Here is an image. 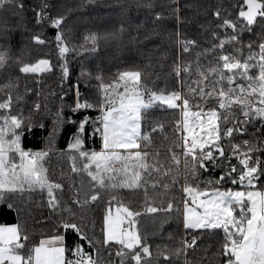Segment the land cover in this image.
<instances>
[{"label":"snow or ice","instance_id":"6c2138e0","mask_svg":"<svg viewBox=\"0 0 264 264\" xmlns=\"http://www.w3.org/2000/svg\"><path fill=\"white\" fill-rule=\"evenodd\" d=\"M136 6L153 9L154 3L141 0ZM170 10L179 25V0H172ZM0 11H32L41 30L31 39L38 45L52 42L43 28H53L60 68L59 91L46 92L45 76L55 68L51 60H29L23 51L0 45V205L17 216L25 208H46L41 221L52 229L36 242L27 221L0 224V264H178L181 257L183 264H264V0H227V6L214 8V20L201 26L208 33L203 41L178 38L180 50L164 74L174 78L171 87L149 82L160 73L139 67L118 71L109 81L102 69L82 68L71 86V103L65 100L67 57L79 49L69 46L66 16L49 0L31 8L25 0H0ZM150 15L145 23L153 26L137 24L136 34L128 32L129 43L167 32L162 14ZM125 32L121 26L103 36L91 33L84 37L86 50L96 51L102 39L122 41ZM152 66L151 60L145 65ZM93 80L95 98L79 88L81 81L87 88ZM50 98L59 101L55 111ZM157 108L173 114L171 135L164 123L150 122ZM48 116L55 127L47 147H23L25 136L43 128ZM65 124L75 128L58 153L69 170L55 178L48 165L56 154L55 132ZM97 137L99 150L89 148ZM134 196L142 197L138 208L128 198ZM102 205L97 234L89 214ZM161 213L165 219L174 214L194 233L191 239L153 249L140 225L143 217L155 221ZM70 232L77 238L71 245ZM204 236L214 238L211 247L189 259V250L195 253Z\"/></svg>","mask_w":264,"mask_h":264},{"label":"trees","instance_id":"16d2710c","mask_svg":"<svg viewBox=\"0 0 264 264\" xmlns=\"http://www.w3.org/2000/svg\"><path fill=\"white\" fill-rule=\"evenodd\" d=\"M40 2L41 0H25V5L26 8H31ZM49 2L56 4L57 10L66 16L64 31L69 46L79 49L77 52L70 53L67 57L70 69L69 79L65 82V91L68 92L65 98L67 103H71L74 99L75 89L71 86L76 84L82 68L90 72L102 69L105 74V80L109 81L118 71L139 67L145 73L150 71L160 73L159 80H156L155 76H153L149 79V82L155 80V84L159 88H164L166 83L168 87H171L175 83L174 78L171 76L165 77L164 74L170 71V65L180 50L177 43L178 38H197L203 41L204 36L208 35V33L204 32L201 26H207L214 20L212 12L216 6L220 4L227 6V0H179L181 20L179 25H177L170 10L172 0H153V9L138 8L136 5L141 0H95L93 4H87V0H49ZM82 2L85 4L84 7L79 6ZM155 12H160L164 17L167 32L162 37H153L151 40H145L142 43H129L127 39L128 32L132 31V34H136L133 29H135L137 24L141 23L144 24V28H151L153 25L150 22L145 23V20L151 21L153 16L150 13ZM33 16L34 13L32 11L17 15H12L11 11H0V45L7 43L17 54L23 51L25 58L29 60L37 58L50 59L55 68L52 73L46 74L45 84L42 87L45 88L46 92L49 89L59 91L60 68L57 62L58 50L54 43L55 30L50 26L44 27V37L52 39V42L44 45L36 44L31 37L41 29L34 24ZM130 22L132 25L131 29H129ZM121 26L126 29L124 40L105 41L102 39L96 51L86 50L90 48V45L85 44L84 37L91 33L103 36L106 33L118 30ZM177 33H179V37ZM142 34L143 30H141ZM82 44L84 48H80ZM161 57L166 58L161 59ZM149 60L152 61L153 66L146 68L145 65L149 63ZM161 64L164 66L161 67ZM2 82L3 80L0 79V83ZM23 83L22 80L21 87H23ZM96 83L93 80L86 88L84 82L81 81L79 84L80 91L91 93L93 98H95ZM29 86H33L31 82H29ZM58 103L59 101L51 100L50 98V107L53 111H55V106ZM65 115H70V113L65 110ZM89 115L94 116L96 112L90 111ZM53 119L54 117L52 116L45 117L43 121L44 127H34L31 135L25 136L23 139L22 146L33 151L46 148L49 135L53 133L55 127ZM149 120L151 123L156 121L164 123L167 134L171 135V122L173 120L171 112H165L157 108ZM74 131L73 125L65 124L61 131L55 132L53 147L56 150V154L52 155L48 165L50 173H54L55 178H59L61 171L67 172L69 170V163L66 157H62L58 153L60 150L67 148L69 136ZM245 138L248 137L245 136ZM160 139H162V136H157V142ZM87 146L99 150V138L97 137L94 142L89 143ZM180 195L182 194H177L178 198ZM128 198L133 200V207H140L142 203L141 196ZM104 206L106 205H102L100 209L89 214L90 218L96 220L97 234L100 233L102 208ZM29 211L32 212V216L27 215ZM41 213L47 216V209L25 208L24 213L17 216L14 209H9L6 205H0V224H12L18 220L23 224L27 221L32 233V239L38 242L39 239L43 238V235H47L52 231L51 228L45 226L41 221ZM34 220L41 222L34 223ZM140 227L142 232L146 234L147 241L153 249L157 245H178L182 239H191L194 234L184 230L182 223L177 220L174 214L168 216L167 219L164 218L163 213L158 214L155 221L148 217H143ZM75 239H77L76 236L70 232L67 236V243L71 245ZM213 242L214 238L202 237L198 241L200 247L197 251L193 253L189 250V259L200 258L203 255L204 248H210ZM83 246L88 250L86 242H84ZM178 264H183V257H181Z\"/></svg>","mask_w":264,"mask_h":264}]
</instances>
